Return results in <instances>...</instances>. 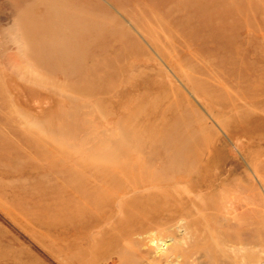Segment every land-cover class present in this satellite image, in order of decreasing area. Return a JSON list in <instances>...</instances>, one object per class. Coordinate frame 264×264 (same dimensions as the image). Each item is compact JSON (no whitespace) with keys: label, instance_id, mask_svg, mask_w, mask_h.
<instances>
[{"label":"rangeland","instance_id":"374dc122","mask_svg":"<svg viewBox=\"0 0 264 264\" xmlns=\"http://www.w3.org/2000/svg\"><path fill=\"white\" fill-rule=\"evenodd\" d=\"M0 29L85 121L0 83V264H264V0H0Z\"/></svg>","mask_w":264,"mask_h":264},{"label":"bare ground","instance_id":"6f19581e","mask_svg":"<svg viewBox=\"0 0 264 264\" xmlns=\"http://www.w3.org/2000/svg\"><path fill=\"white\" fill-rule=\"evenodd\" d=\"M1 5H3V4H1ZM14 40L16 41V43L19 42V46L17 47V51L22 52L21 48L24 45L22 47H20V44L21 43L23 44V42L18 37H16ZM0 47H1V45H0ZM11 51H13V50H11ZM20 52H18V53H20ZM9 53L11 54V52H9ZM20 54H19V56H20ZM20 57H21L20 59H21L22 64H23V66H22L23 68L27 67L29 69L30 73L39 74V71L37 69H35L32 66V64H30L28 62V60L25 57H23L22 55ZM11 58H13L12 55H11ZM25 75L23 76V74H20L17 70H14V68L11 65H9L5 60H3V58L0 57V83L2 85L4 92L7 95L8 100H9V103L11 106L9 108H12V111L14 113H16L18 117L28 121L31 125H34L39 129L46 130V132H47V130H50L54 136L56 134L57 135H62V134H67V133L71 134L73 132H76L79 128H81L82 126H80V125H84V122H85L84 119H80L81 118V117L79 118L80 115L77 114L78 107L72 105L73 102L71 101L70 98L65 97L64 95L63 96L60 95L61 93L58 94L57 91L52 88L53 86H50L47 82L35 81L36 79L30 80L31 77H30V79H28L25 77ZM39 75H41V74H39ZM35 78H36V75H35ZM108 121H110V119ZM81 123H83V124H81ZM103 123H105V121ZM81 132L84 133V131H81ZM70 134L68 135L69 137H71ZM66 139H67V137H66ZM80 140H83V138H81ZM122 163H124V164L118 165V164L113 163L108 168L105 167L108 169V171H106V172H109L110 175L116 180L118 178H121V177L126 176V175L132 176V172L134 171V168H135V162L132 159H129V160L122 162ZM107 175L108 174H106V177H107ZM90 178H91V176H90ZM90 178H88V179L90 180ZM122 179H119V180H122ZM127 179H128V177H127ZM95 184H96V182H95ZM140 185L142 188L141 190H139L138 187L136 189H132L131 192L128 191L129 195H137L138 194L140 196H142V195L146 196L148 194L153 193L152 191H148V189H147L148 188L147 185H149V184L141 183ZM151 188H153V187L151 186ZM104 189H106V188L104 187ZM142 197H144V196H142ZM123 201H124V197L121 196L120 200L117 203L118 207L122 204ZM107 264H111V263L109 262Z\"/></svg>","mask_w":264,"mask_h":264}]
</instances>
